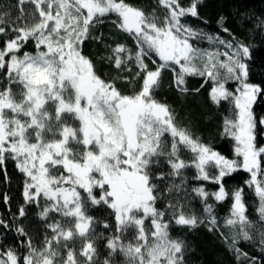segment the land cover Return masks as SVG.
<instances>
[{
    "label": "trees",
    "instance_id": "1",
    "mask_svg": "<svg viewBox=\"0 0 264 264\" xmlns=\"http://www.w3.org/2000/svg\"><path fill=\"white\" fill-rule=\"evenodd\" d=\"M113 1L127 12L140 13L145 25L163 28L176 20L192 47L188 63L193 71L183 74L176 62H163L146 36L127 29L115 9L86 19L79 0H0V54L9 43L18 45L15 53L19 55L45 51L41 43L45 35L68 40L67 46L89 62L93 75L121 97H136L146 80L157 76L148 88L150 98L167 107L172 128L192 145L235 159L237 167L221 171L208 162L203 175L191 145L164 132L145 169L154 195V217L144 216L142 226L137 214L119 222L102 199L106 187L87 189L80 184L76 191L90 220L89 231L86 236L66 237L56 229L71 227L72 222L46 197L27 196L25 173L12 151L0 148L1 263L67 264L74 258L75 264H264V176L259 178L263 190L259 193L226 131L237 116L234 101L215 100L211 95L222 81L231 86L233 68L237 69L236 59H240L237 52L243 48L247 54L244 77L258 93L252 108L253 142L257 148L264 147V0ZM49 9L52 17L59 18L54 29V20L43 17ZM43 23L42 33L35 30ZM7 57L0 58V91H8L16 105L22 104L25 86L9 71ZM54 104L47 102L50 134L46 129L42 134L50 138L76 123L72 115L57 116ZM76 144L74 161L83 151L82 144ZM259 160L264 171V152ZM63 173L59 166L52 172ZM238 198L241 216L233 212ZM156 223L165 227L168 243L178 245L172 259L167 250L152 254ZM143 234L146 245L141 243Z\"/></svg>",
    "mask_w": 264,
    "mask_h": 264
},
{
    "label": "rangeland",
    "instance_id": "2",
    "mask_svg": "<svg viewBox=\"0 0 264 264\" xmlns=\"http://www.w3.org/2000/svg\"><path fill=\"white\" fill-rule=\"evenodd\" d=\"M79 3L87 12L86 19H90L96 12L115 9L127 29L141 31L146 36L147 43L163 62H176L183 74L193 71L188 63L192 47L183 38L185 36L181 35V28L176 20L163 28L152 27L143 24L140 13L127 12L113 0H79ZM40 12L42 15V10ZM50 12L51 9L43 17L47 21L54 20V29L59 18L52 17ZM45 25L43 23L35 30L42 33ZM172 33L179 41L173 51L169 49L168 42ZM45 39L41 40V43H45V51L19 55L15 53L18 45L9 43L0 54L1 61L8 55L9 71L25 86L23 103L18 105L8 91H0V148H9L25 173L27 196L46 197L72 222L71 227L57 228L59 233L86 236L89 231L90 220L82 211L76 191V186L80 187V184L87 189L94 185L106 187V194L102 195V199L113 209L118 221H127L137 214L140 217L136 221L142 226L144 216L154 217L156 214L154 195L145 169L149 158L158 150L160 135L169 132L183 143L190 144L189 140L172 128L169 110L150 98V89L144 88L136 97H121L93 75L89 62L74 47L67 46L68 40L61 41L46 35ZM237 54H240V59H236L237 69L233 68L231 86L227 87L222 81L213 88L211 95L215 100L230 98L234 101L237 116L228 122L226 131L235 142V155L240 156L242 168L250 173L252 183L260 193L263 190L259 178H263L264 171H261L259 159L264 147L257 148L253 142L252 109L258 93L256 87L247 83L242 76L245 69L244 57L247 56L245 50L240 48ZM84 84L90 85L92 91H84ZM48 101L55 102L54 112L57 116L72 115L76 121L74 126L67 124L63 129L60 128L61 135L58 138L42 135L45 129L50 134L46 128ZM56 115L54 117L57 118ZM86 119L91 122L90 146L83 150L80 159L72 161L70 152L73 151L74 143L77 145L76 143L83 142ZM190 145L197 152L196 165L203 175L204 166L208 162H214L221 171L237 167L235 159H227L207 148ZM56 166L64 173L56 176L52 174ZM142 176L143 183L149 188L148 192L129 199L122 192L126 187L124 179ZM233 212L235 215H242L240 198L237 199ZM154 232L152 254H162L167 250L170 254L168 258H174L178 245L168 243L165 227L156 223ZM144 236L143 234L141 243L146 245ZM73 261L74 258L67 264H75ZM46 262L40 264H47Z\"/></svg>",
    "mask_w": 264,
    "mask_h": 264
},
{
    "label": "flooded vegetation",
    "instance_id": "3",
    "mask_svg": "<svg viewBox=\"0 0 264 264\" xmlns=\"http://www.w3.org/2000/svg\"><path fill=\"white\" fill-rule=\"evenodd\" d=\"M175 38V46L179 44V41ZM174 46V48H175ZM93 88H91V91H92ZM90 121V119H89ZM90 129H91V122H90ZM61 135V132L59 133L58 137ZM57 137V138H58ZM83 137V135H82ZM90 138H91V134H90ZM82 144V148L83 150L86 149V147L90 146V141H89V145L86 146L84 145V143H80ZM72 151V150H71ZM83 152V151H82ZM70 155H71V160L74 161L73 159V151L70 152ZM80 158H81V155H80ZM127 165V163H126ZM143 176L142 178H125L124 179V183L126 184V187L123 188L122 192L127 196L129 197V199H132L135 195L137 196H140L141 194L145 195L147 192H148V186L143 183ZM142 186V187H141ZM141 189L142 191L141 192H138V190Z\"/></svg>",
    "mask_w": 264,
    "mask_h": 264
},
{
    "label": "water",
    "instance_id": "4",
    "mask_svg": "<svg viewBox=\"0 0 264 264\" xmlns=\"http://www.w3.org/2000/svg\"><path fill=\"white\" fill-rule=\"evenodd\" d=\"M168 42H169V44H170V45H169V49H170L171 51H173V50H174V46H175V40H174V35H173V33L169 36V38H168ZM243 76H246V71H245V70L243 71ZM157 79H158L157 76L149 77V78L146 80V82H145V88H149V87H151V86L157 81ZM83 89H84V91H86V92H90V90H91V86L88 85V84H84V85H83ZM90 134H91L90 121H89V119H86V120L84 121V130H83V143H84V145H86V146L89 145ZM85 182H86V181H85ZM141 191H142L141 189L138 190V192H141ZM65 236L68 237V236H69V233L66 232ZM86 248H87V249H90V246L87 245Z\"/></svg>",
    "mask_w": 264,
    "mask_h": 264
}]
</instances>
